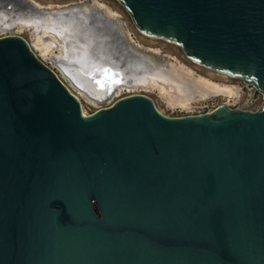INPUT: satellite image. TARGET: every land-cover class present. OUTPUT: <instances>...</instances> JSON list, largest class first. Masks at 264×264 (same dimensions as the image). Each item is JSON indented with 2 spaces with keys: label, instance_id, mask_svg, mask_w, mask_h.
Listing matches in <instances>:
<instances>
[{
  "label": "water",
  "instance_id": "95a60500",
  "mask_svg": "<svg viewBox=\"0 0 264 264\" xmlns=\"http://www.w3.org/2000/svg\"><path fill=\"white\" fill-rule=\"evenodd\" d=\"M116 1L144 38L262 101L167 117L132 94L83 115L23 38L0 36V264H264V0ZM80 7L0 0L10 17L83 22L95 66L83 74L50 59L101 103L127 65L160 60L101 9Z\"/></svg>",
  "mask_w": 264,
  "mask_h": 264
},
{
  "label": "bare ground",
  "instance_id": "6f19581e",
  "mask_svg": "<svg viewBox=\"0 0 264 264\" xmlns=\"http://www.w3.org/2000/svg\"><path fill=\"white\" fill-rule=\"evenodd\" d=\"M89 6L91 5L89 4ZM92 7L95 9L101 8L94 5ZM80 8L86 11L87 5L83 4ZM103 9L108 8L104 7ZM101 11L110 19L118 22V19L115 18L116 14L111 13V10V12L107 10V13L102 9ZM36 17L44 18L35 19ZM82 24L81 20L69 14L64 16L56 13L51 17L49 15L23 13V15L16 14L14 17H10L0 12V31L11 26L18 28V30L19 28L29 29L33 48L44 57L50 56L53 43L57 42L58 48L55 57L61 60V64H73L80 73L87 74L90 68L95 66L94 61L97 62V60L92 59L91 50L98 45L93 42V38L87 36L89 30L83 28ZM149 61L148 67L137 62L127 65L130 68L125 78H129V81L125 82V78L120 80L121 84L115 86L112 94L117 93L119 89L121 90L122 87L126 86L153 89L161 96L167 107L171 109L180 108V111L181 109L187 110L186 108L189 107L192 101H203L213 96H223L227 99L236 95L234 87L210 81L197 74L194 75L195 73L193 74L192 71L177 64V61H156L154 59H149ZM136 70H139V72H136ZM78 91L83 94L82 91ZM83 95L85 96V94ZM81 113L84 115L83 111Z\"/></svg>",
  "mask_w": 264,
  "mask_h": 264
},
{
  "label": "rangeland",
  "instance_id": "374dc122",
  "mask_svg": "<svg viewBox=\"0 0 264 264\" xmlns=\"http://www.w3.org/2000/svg\"><path fill=\"white\" fill-rule=\"evenodd\" d=\"M28 1L39 8L55 9V8L90 4L91 6L94 5L98 8L101 7L100 9L104 10L106 13L107 10L109 11L111 10L112 11V12L110 11L111 13H113L114 15L116 14L115 18L118 19V23L122 27L123 29L122 31L127 37L126 41L128 44H130L133 47V49L155 53L156 57L161 61L163 60H170L172 62L177 61L176 62L177 64L182 65L184 68L192 71L193 74L195 73L194 75L197 74L198 76L207 78L210 81L219 84L230 85L234 87L236 90V95L234 97H230L226 99V97L223 96H213L203 101L202 100H196L195 102L192 101L193 103L192 102L190 103L191 107L189 105L190 107V108L188 107L189 109L188 108H186L187 110L181 109V111L180 108L171 109L167 107L161 96L155 90L145 89V88H134L131 86H130L131 88L128 86L122 87L121 90L119 89L118 91L119 93L117 92L118 94L113 93L111 96H109L101 103H96L87 99L83 94H81L68 81L69 79L64 75H62L61 71H59L52 64L50 58L52 56H56L57 54V49H55V47H52L50 56L48 55L44 57L35 48H33L29 29L19 28L18 30V28L13 27L12 29L7 31L6 30L0 31L1 32L0 36L17 35L23 38L31 47L33 53L41 60V62L46 66H48L50 69H52L53 72H55V74L61 80V82L71 92V94L75 95V97L78 99L80 103V109L81 111L84 112V115L90 114L100 107L109 106L112 103V101L115 100L116 98L126 95H132V94H141L147 96L153 101L157 111L167 117H179L183 115H193L197 113L209 112L219 105H225L231 109H239V110L252 112L259 107L262 101V95L259 92H257L253 87L247 86L245 83H243L238 79L230 78L225 75H221L217 72H213L208 69L201 68L199 65L194 64L190 60H188L176 45L172 43H168L163 40L144 38V36L140 34L137 31V29L134 27L129 16L127 15L123 7L116 0H95V2L94 0H28ZM104 7L108 9H103ZM29 18H33V17H29ZM42 18L44 17H36L35 19H42Z\"/></svg>",
  "mask_w": 264,
  "mask_h": 264
},
{
  "label": "snow or ice",
  "instance_id": "6c2138e0",
  "mask_svg": "<svg viewBox=\"0 0 264 264\" xmlns=\"http://www.w3.org/2000/svg\"><path fill=\"white\" fill-rule=\"evenodd\" d=\"M105 73L107 74V70H105Z\"/></svg>",
  "mask_w": 264,
  "mask_h": 264
}]
</instances>
